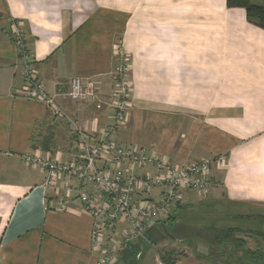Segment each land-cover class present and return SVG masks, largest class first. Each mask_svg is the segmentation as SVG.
<instances>
[{"label": "crops", "instance_id": "crops-1", "mask_svg": "<svg viewBox=\"0 0 264 264\" xmlns=\"http://www.w3.org/2000/svg\"><path fill=\"white\" fill-rule=\"evenodd\" d=\"M13 23L50 93L67 91L76 76L97 85L101 109L60 99L85 131L111 124L121 45L132 104L113 139L181 165L226 155L212 168L213 188L185 192L167 221L202 229L264 206V29L244 8L227 0H0V264H99L102 254L79 199L94 188L72 180L77 190L66 198V179L48 186L46 171L24 161L36 153L70 161L77 137L46 105L24 98Z\"/></svg>", "mask_w": 264, "mask_h": 264}, {"label": "built area", "instance_id": "built-area-1", "mask_svg": "<svg viewBox=\"0 0 264 264\" xmlns=\"http://www.w3.org/2000/svg\"><path fill=\"white\" fill-rule=\"evenodd\" d=\"M13 34L22 63L24 98L46 105L77 137V153L70 161L39 153L25 156L24 161L46 171L48 186L66 179L63 181L66 198L77 190L72 180L94 188L79 194V199L94 218L91 244L93 249L102 251L99 264H113L129 244L144 238L155 224L167 220L185 192L206 194L213 188L212 168L225 164L223 153L210 160L181 165L163 158L153 149H137L113 139V133L125 124L132 104L131 68L121 45L115 47L119 64L114 71L112 99L107 103L113 109L112 121L96 134L85 131L63 108L60 99L93 101L101 109L106 103L97 85L85 83L76 76L71 79L67 91L50 93L38 77L36 60L19 24L13 23ZM148 167L152 168L150 173L145 171ZM157 189L160 190L159 198L149 199L148 195ZM65 203L68 202L57 201L61 207H65Z\"/></svg>", "mask_w": 264, "mask_h": 264}, {"label": "rangeland", "instance_id": "rangeland-1", "mask_svg": "<svg viewBox=\"0 0 264 264\" xmlns=\"http://www.w3.org/2000/svg\"><path fill=\"white\" fill-rule=\"evenodd\" d=\"M239 216L232 220L229 216L226 219L222 216L212 218L217 222L213 226L204 223L202 229L192 221H167V228L173 236L159 227L148 239L141 238L135 263L264 264V206H251ZM120 256L113 264H135Z\"/></svg>", "mask_w": 264, "mask_h": 264}, {"label": "trees", "instance_id": "trees-1", "mask_svg": "<svg viewBox=\"0 0 264 264\" xmlns=\"http://www.w3.org/2000/svg\"><path fill=\"white\" fill-rule=\"evenodd\" d=\"M227 5L228 7L231 8H244L246 10V14H247V19L249 22H252L254 24H256L257 26L261 27L262 29H264V0H227ZM49 144L50 142L44 141V143L42 144L43 147L45 148H49ZM179 206V205H178ZM173 219L172 214L169 215V217L167 218V220ZM175 219V218H174ZM167 220L165 221H161L157 224H155L153 227H151L145 234V238L148 239L149 236L152 235L153 231L156 230V228H163V231L169 235V236H173L170 231L167 228ZM175 238V237H173ZM142 239H139V241L133 242L131 244H129L120 254V258H124L125 257V261L126 262H134L137 260V252L139 249H141V241ZM153 241L155 242V240L153 239ZM172 252H169V254H171ZM119 258V257H118ZM162 258L164 260L165 256H162ZM136 264V263H135Z\"/></svg>", "mask_w": 264, "mask_h": 264}]
</instances>
